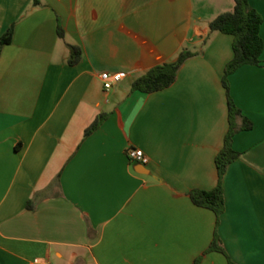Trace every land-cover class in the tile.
I'll return each instance as SVG.
<instances>
[{
    "label": "crops",
    "instance_id": "obj_1",
    "mask_svg": "<svg viewBox=\"0 0 264 264\" xmlns=\"http://www.w3.org/2000/svg\"><path fill=\"white\" fill-rule=\"evenodd\" d=\"M38 2L0 0V38L14 27L0 57V264H264V63L229 78L253 128L234 137L219 224L190 198L218 184L234 52L210 23L235 1ZM250 5L264 40V0ZM184 49L201 52L173 85L133 91ZM103 73L124 77L106 91ZM129 147L149 163L131 162ZM216 233L225 254L208 251Z\"/></svg>",
    "mask_w": 264,
    "mask_h": 264
},
{
    "label": "trees",
    "instance_id": "obj_2",
    "mask_svg": "<svg viewBox=\"0 0 264 264\" xmlns=\"http://www.w3.org/2000/svg\"><path fill=\"white\" fill-rule=\"evenodd\" d=\"M234 1V8L231 11L220 14L210 23L211 32H220L233 36L234 52L233 59L225 67L222 80L228 100L229 130L225 136L223 148L215 159L218 184L211 190L195 189L190 193V198L195 205L209 209L215 213L217 225L226 209L223 180L229 166L240 156V153L234 148V137L241 131L251 130L253 128V123L242 115L241 110L233 101L229 78L239 68L245 65L261 66L264 63L262 59L264 40L261 36L263 17L256 9L251 7L250 0ZM38 4V0H35V5ZM57 31L60 38L65 37V31L60 23L58 24ZM13 35L14 27L12 26L0 38V57L4 47L12 42ZM206 42L207 40L204 41V44ZM70 50L69 64L75 65L81 61L83 52L79 46L75 45H71ZM200 52L189 49L182 50L174 61L158 65L137 78L132 85L133 91L154 93L167 89L177 80L182 65ZM106 118L107 114H102L97 117L93 124L86 130V135L88 136L98 129ZM240 120H242V124L239 123ZM208 251H218L225 254L218 233H216L214 241ZM195 264H198V261ZM229 264L235 263L229 260Z\"/></svg>",
    "mask_w": 264,
    "mask_h": 264
},
{
    "label": "built area",
    "instance_id": "obj_3",
    "mask_svg": "<svg viewBox=\"0 0 264 264\" xmlns=\"http://www.w3.org/2000/svg\"><path fill=\"white\" fill-rule=\"evenodd\" d=\"M124 77L122 73H103L101 75L103 86L106 91L112 89L116 84H118ZM127 156L131 162L139 163L142 165H147L149 163V158L145 152L140 148L129 147L127 150Z\"/></svg>",
    "mask_w": 264,
    "mask_h": 264
}]
</instances>
